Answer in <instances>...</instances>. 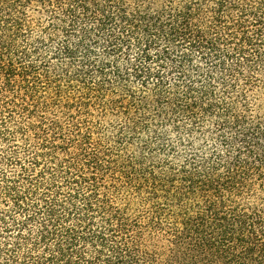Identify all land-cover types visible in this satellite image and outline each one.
Listing matches in <instances>:
<instances>
[{
    "label": "trees",
    "instance_id": "obj_1",
    "mask_svg": "<svg viewBox=\"0 0 264 264\" xmlns=\"http://www.w3.org/2000/svg\"><path fill=\"white\" fill-rule=\"evenodd\" d=\"M0 264H264V0H0Z\"/></svg>",
    "mask_w": 264,
    "mask_h": 264
},
{
    "label": "rangeland",
    "instance_id": "obj_2",
    "mask_svg": "<svg viewBox=\"0 0 264 264\" xmlns=\"http://www.w3.org/2000/svg\"><path fill=\"white\" fill-rule=\"evenodd\" d=\"M106 122L110 121V118H106ZM171 136H173V133L170 134Z\"/></svg>",
    "mask_w": 264,
    "mask_h": 264
}]
</instances>
